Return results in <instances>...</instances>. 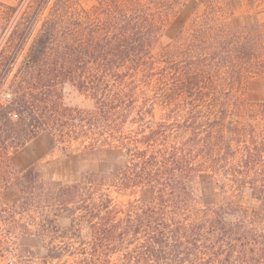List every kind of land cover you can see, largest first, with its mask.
Masks as SVG:
<instances>
[{
  "label": "trees",
  "instance_id": "obj_1",
  "mask_svg": "<svg viewBox=\"0 0 264 264\" xmlns=\"http://www.w3.org/2000/svg\"><path fill=\"white\" fill-rule=\"evenodd\" d=\"M93 1L13 8L24 9L20 41L40 24L2 92L0 154L47 133L82 157L118 150L120 162L59 185L37 166L10 171L0 264H264V23L200 0L203 13L155 56L182 0ZM18 51L0 50V90ZM67 84L91 107L65 105ZM208 177L225 203L203 201ZM138 189L152 200L113 202Z\"/></svg>",
  "mask_w": 264,
  "mask_h": 264
},
{
  "label": "rangeland",
  "instance_id": "obj_2",
  "mask_svg": "<svg viewBox=\"0 0 264 264\" xmlns=\"http://www.w3.org/2000/svg\"><path fill=\"white\" fill-rule=\"evenodd\" d=\"M84 9H90L94 5L93 0H76ZM232 9L227 10L224 0H216L215 4L223 8V12L228 15L232 12L236 22L246 25L253 21L264 23V0H233ZM20 0H0V50L4 55L10 53L12 49H19L17 60L11 67V72L7 74L0 90V103L4 102L3 91L12 78V74L23 60L32 40L39 29V22L32 28L24 39L20 41V34L25 30V15L23 7L16 12L13 8L18 7ZM205 9V4L200 0H182L177 11L165 22L161 37L153 48L156 56L160 50L174 43L177 34L186 28L191 21ZM3 61V60H2ZM3 62H0L2 68ZM63 102L70 107L89 108L92 101L79 93L75 87L67 84L63 88ZM159 115V114H157ZM0 154V205L10 203L17 194V189L9 185L12 170L15 174H20L26 169L37 166L40 167L45 176L55 185L63 184L76 179L81 173L113 172L120 162V152L115 149L108 150L98 157H82L77 144L67 145L55 142L47 133H42L26 142L21 148L12 150L11 147L3 150ZM7 186V187H5ZM9 186V187H8ZM218 192V187L213 184L212 178L203 179L202 195L206 204H223L226 197ZM113 202L116 205H126L128 202L137 201L139 203L150 202L153 193L146 189L114 190L111 193ZM239 203L247 207H255L257 203L248 194H243Z\"/></svg>",
  "mask_w": 264,
  "mask_h": 264
}]
</instances>
